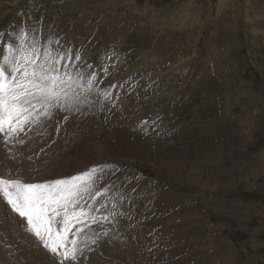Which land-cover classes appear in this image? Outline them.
<instances>
[{
	"label": "rangeland",
	"instance_id": "1",
	"mask_svg": "<svg viewBox=\"0 0 264 264\" xmlns=\"http://www.w3.org/2000/svg\"><path fill=\"white\" fill-rule=\"evenodd\" d=\"M55 1L0 0V54L25 32L96 82L79 113L42 116L51 126L11 143L0 135V175L100 169L81 201L97 222L63 264H264V0ZM45 29L53 39H36ZM5 203L0 264H61Z\"/></svg>",
	"mask_w": 264,
	"mask_h": 264
},
{
	"label": "snow or ice",
	"instance_id": "2",
	"mask_svg": "<svg viewBox=\"0 0 264 264\" xmlns=\"http://www.w3.org/2000/svg\"><path fill=\"white\" fill-rule=\"evenodd\" d=\"M26 39L27 33L21 32L13 41L4 43L0 54V135L6 143L56 110L79 113L89 103L88 94L96 82L95 75L85 81L82 73L68 70L64 62L72 64L70 54H41L35 44L27 46ZM16 41L18 46H14ZM75 60H80L79 55ZM99 171L94 167L71 178L31 184L0 177V198L26 220L27 230L45 249L59 256L61 264L65 260L76 262L83 251L79 246L83 226L88 221L97 222L90 215L91 209H85L81 201L91 192ZM58 224L62 227L58 228ZM77 224L82 227L73 233ZM70 233L76 238L69 239Z\"/></svg>",
	"mask_w": 264,
	"mask_h": 264
},
{
	"label": "bare ground",
	"instance_id": "3",
	"mask_svg": "<svg viewBox=\"0 0 264 264\" xmlns=\"http://www.w3.org/2000/svg\"><path fill=\"white\" fill-rule=\"evenodd\" d=\"M15 1H16V0H15ZM21 1H22V0H21ZM58 1H65V0H56V1H55V4H56ZM123 1H124V0H123ZM131 1H132V0H131ZM131 1H130V2H131ZM134 1H135V0H134ZM163 1H164V0H163ZM249 1H250V0H249ZM12 3L15 5L14 2H12ZM137 3H138V2H137ZM226 3H227L226 0H221V1H220V8L223 9V7L226 5ZM13 4H12V5H13ZM118 4H119V2H118ZM121 4H122V3H121ZM130 4H131V3H130ZM132 5H133V4H132ZM189 5H191V4H189ZM263 5H264V4H263ZM117 6H118V5H117ZM185 6H187V5H184V7H185ZM191 6H193V5H191ZM263 7H264V6H263ZM57 8H58V9H61V12H63V10H64V8H62L61 5H60V6H57ZM185 8H186V7H185ZM189 8H190V7H189ZM117 9H118V8H117ZM137 9H138V8H137ZM181 9H182V8H181ZM187 9H188V8H187ZM194 10H196V9L194 8ZM247 10H248V9H247ZM138 11H140V10H138ZM138 11L135 10V13L138 14ZM189 11H190V10H189ZM191 11H192V9H191ZM199 11H201V10H199ZM221 11H222V10H220V12H221ZM261 11H263V17H264V8H263ZM55 12H58V11H57V10H51V14H53V13H55ZM142 12H143V11H142ZM142 12H141V13H142ZM147 12H148V11H147ZM186 12H187V11H186ZM197 12H198V11H197ZM143 13H144V12H143ZM143 13H142V14H143ZM179 13H180V12H179ZM181 13H182V11H181ZM191 13H192V12H191ZM198 13H199V12H198ZM201 13H202V11H201ZM145 14H147V13H145ZM195 14H196V13H195ZM248 14H249V13H248ZM132 15H133V14H132ZM175 15H176V14H175ZM181 15H182V14H181ZM56 16H57V15H56ZM142 16H143V15H141L140 18H141ZM157 16H158V15H157ZM170 16H171V14H170ZM195 16H197V15H195ZM61 17H63V16H61ZM88 17H89V16H88ZM147 17H148V16H147ZM175 17H176V16H175ZM136 18H137V17H136ZM140 18H138V21H139ZM194 18H195V17H194ZM46 19H47V18H45V20H46ZM183 19H184V18H183ZM187 19H189V18L187 17ZM29 20H30V19H29ZM27 21H28V19H27ZM136 21H137V20H136ZM138 21H137L136 23H138ZM183 21L186 22L187 20H183ZM189 21H191V20H189ZM194 21H196V19H195ZM0 22H1V20H0ZM28 22H29V21H28ZM41 22H42V21H41ZM26 23H27V22H26ZM43 23H44V22H43ZM254 23H255V21L253 22V24H254ZM194 24H195V22H194ZM197 24H198V22H197ZM39 25H40V24H39ZM81 25H82V24H81ZM170 25H172V23H171ZM183 25H186V24H183ZM195 25H196V24H195ZM166 26H167V25H166ZM197 26H199V25H197ZM26 27H27V26H26ZM40 27H41V26H40ZM45 27H46V26H45ZM47 27H48V26H47ZM27 28H28V27H27ZM35 28H36V27H35ZM54 28H55V26H53V29H54ZM262 28H263V27H262ZM37 29H38V28H37ZM53 29H52V30L45 29V30H42V32H40V30H38V31L36 32V39H39V40H40V38H43V37H44V39H42V40H46V42H47L48 40H52L53 37L55 36V35H54V31H53ZM260 29H261V28H260ZM19 30H20V29H19ZM249 30H250V29H249ZM28 31H29V30H28ZM74 31H75V30H74ZM114 31H115V30H114ZM19 32H20V31H19ZM26 32H27V31H26ZM255 32H256V31H255ZM47 33L51 34V36H50L49 38L46 37V34H47ZM52 34H53L54 36H53ZM158 34H159V33H158ZM256 34H257V33H256ZM9 35H10V34H9ZM9 35H7L8 38H9ZM11 35H12V34H11ZM11 35H10V36H11ZM27 35H29V34H27ZM30 35H31V33H30ZM72 35H73V34H72ZM163 35H164V34H163ZM13 37H14V36H13ZM4 38H5V37H4ZM60 39H61V38H60ZM65 40H66V39H65ZM110 40H111V39H110ZM1 41H2V40H1ZM29 41H30V40H29ZM31 41H32V40H31ZM63 41H64V40H63ZM63 41H62V39H61V43H62ZM3 42H4V41H3ZM3 42H2V43H3ZM25 42H27V40H26ZM36 42H37V41H36ZM41 42H42V41H41ZM50 42H51V41H49V44H48V45H50ZM216 42H217V41H216ZM32 43H33V41H32ZM37 43H39V42H37ZM76 43H77V42H76ZM166 43H167V42H166ZM256 43H257V42H256ZM39 44H40V43H39ZM43 44H44V43H43ZM31 45H32V44H31ZM41 45H42V44H41ZM52 45H53V44H52ZM1 46H2V45H1ZM42 46H43V45H42ZM64 46L66 47V45H64ZM208 46H209V45H208ZM37 47L41 50L40 45H37ZM43 47H44V46H43ZM3 48H4V46H3ZM91 48H92V47H91ZM208 48H209V47H208ZM42 49H43V48H42ZM62 50H63V49H62ZM44 51H45V49H44ZM159 53H161V52H159ZM256 53H257V52H256ZM83 54H84V52H83ZM162 54H163V53H162ZM155 55H156V54H155ZM252 55H253V54H252ZM161 56H162V55H161ZM105 57H106V56H105ZM148 58H149V57H148ZM157 59H158V58H157ZM111 60H112V59H111ZM259 60H260V59H259ZM116 61H117V60H116ZM153 61H154V56H153ZM160 61H161V60H160ZM117 62H118V61H117ZM202 63H203V62H202ZM155 64H156V63H155ZM140 65H141V64H140ZM190 69H191V68H190ZM123 71H124V70H123ZM144 71H145V70H144ZM155 71H156V70H155ZM138 72H139V71H138ZM184 72H185V71H184ZM154 74H155V73H154ZM126 75H127V74H126ZM178 75H179V74H178ZM226 77H227V76H226ZM154 78H155V77H154ZM156 78H157V77H156ZM139 82H140V81H139ZM167 83H168V82H167ZM146 84H147V83H146ZM164 89H165V88H164ZM161 99H163V98H161ZM206 99H207V98H206ZM155 100H156V99H155ZM185 103H186V102H185ZM90 104H91V103H90ZM155 104H156V103H155ZM102 110H103V109H102ZM262 110H263V109H262ZM179 111H180V110H179ZM101 112H102V111H101ZM53 113H55V116H56V113H57V112L54 111ZM57 115H58V113H57ZM247 115H248V114H247ZM53 116H54V115H53ZM89 117H90V116H89ZM47 119H48V117H47ZM51 119H53V118H51ZM90 119H91V118H90ZM53 120H54V119H53ZM211 120H212V119H211ZM42 121H43V123L41 124ZM51 122H52V120H51V121H47L46 118H43L42 120H40L39 123L41 124V127H43L44 125H50V126H51V124H49V123H51ZM39 123H38V124H39ZM93 123H94V122H93ZM98 123H99V122H98ZM230 123H231V122H230ZM245 123H246V122H245ZM38 124H37V125H38ZM84 124H85V123H84ZM259 124H260V123H259ZM35 126H36V125H35ZM100 126H101V125H100ZM38 128H40V126H39ZM43 128H44V127H43ZM38 130H39V129H38ZM105 130H106V129H105ZM35 131H36V130H35ZM257 131H258V130H257ZM40 132H41V129H40ZM42 132H43V131H42ZM112 132H113V131H112ZM233 132H234V131H233ZM38 133H39V132H38ZM84 133H85V132H84ZM30 134H32V133H30ZM30 134H29V135H30ZM82 134H83V133H82ZM238 134H239V133H238ZM21 135L23 136V134H21ZM33 136H34V135H33ZM33 136H32V137H33ZM0 137H1V136H0ZM32 137H31V138H32ZM35 137H36V136H35ZM35 137H34V138H35ZM237 137H238V136H237ZM39 139H40V138H39ZM46 139H47V138H46ZM37 140H38V139H37ZM170 140H171V138H170ZM31 141H33V139H32ZM42 141H44V139H43ZM27 142H28V141H26V143H27ZM29 142H30V141H29ZM31 143H32V142H31ZM27 145H28V144H27ZM30 145H31V144H30ZM30 145H29V146H30ZM31 147H32V146H31ZM33 147H34V146H33ZM163 147H164V146H163ZM3 148H4V147H3ZM27 148H28V147H27ZM0 149H2V148H0ZM166 151H167V150H166ZM174 151H175V150H174ZM3 152H4V151H3ZM24 152H25V151H24ZM2 154H3V153H2ZM30 155H31V154H30ZM156 155H157V154H156ZM166 155H167V154H166ZM1 156H3V155H1ZM169 157H170V156H169ZM262 158H263V157H262ZM2 160H3V159H2ZM2 160H1V161H2ZM171 160H172V159H171ZM2 163H3V162H2ZM24 163H25V162H24ZM24 165H25V164H24ZM126 166H127V165H126ZM14 170H15V169H14ZM0 171H1V169H0ZM249 171H250V170H249ZM32 172H33V171H32ZM244 173H245V172H244ZM216 176H218V175H216ZM227 178H228V177H227ZM202 184H203V183H202ZM208 187H209V186H208ZM207 189H208V188H207ZM247 190H248V189H247ZM238 191H239V190H238ZM250 192H251V191H250ZM123 194H124V193H123ZM230 194H231V193H230ZM203 196H204V195H203ZM5 204H6V203H5ZM1 206H2V205H1ZM3 206H6V205H3ZM242 206H243V205H242ZM0 208H1V207H0ZM2 208H3V207H2ZM2 208L0 209L1 211H2ZM244 209H245V208H244ZM7 210H9V209H7ZM11 211H12V210H11ZM1 213H2V212H1ZM1 213H0V214H1ZM13 213H14V212H13ZM2 215H4V214H2ZM2 215H1V216H2ZM11 216H12V215H11ZM14 216L16 217L15 214H14ZM14 216H13V217H14ZM262 220H263V219H262ZM8 223H9V222H8ZM88 223H89V222H88ZM10 224H12V223H10ZM10 224H9V225H10ZM199 226H201V225H199ZM2 230H3V229H2ZM95 231H96V230H95ZM23 232H25V231L23 230ZM29 232H30V231H29ZM27 233H28V232H27ZM27 233H25V234H27ZM30 233H31V232H30ZM30 233H28V234H30ZM73 233H74V232H73ZM89 234H90V233H89ZM92 234H93V233H92ZM30 235H32V234H30ZM30 235H29V236H30ZM81 237H82V236H81ZM85 240H86V239H85ZM87 242H88V241H87ZM84 244H85V243H84ZM6 245H7V244H6ZM6 249H7V248H6ZM17 254H18V253H17ZM171 254H172V253H171ZM169 255H170V254H169ZM7 256H8V255H7ZM226 256H227V255H226ZM212 257H213V256H212ZM41 258H42V257H41ZM22 260H23V259H22ZM12 261H13V260H12ZM35 262H36V261H35ZM39 263H40V262H39Z\"/></svg>",
	"mask_w": 264,
	"mask_h": 264
}]
</instances>
